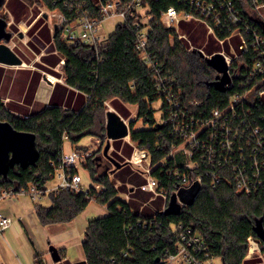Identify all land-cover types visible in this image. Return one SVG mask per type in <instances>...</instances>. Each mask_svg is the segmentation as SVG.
<instances>
[{
  "label": "trees",
  "instance_id": "16d2710c",
  "mask_svg": "<svg viewBox=\"0 0 264 264\" xmlns=\"http://www.w3.org/2000/svg\"><path fill=\"white\" fill-rule=\"evenodd\" d=\"M42 1L51 9L59 8L69 16L75 14V10L64 7L65 0ZM78 1L83 2L92 14H97L95 2L107 0ZM217 1L225 3L228 0ZM231 1L233 11L242 15L238 27L242 28L248 41L253 31L264 37L261 21L246 8V5L251 7L250 1ZM214 2L218 7L216 0ZM144 4L148 5V14L152 16L145 24L151 51L162 73L172 81V87L180 91L182 100L185 103L201 102L199 108L203 116H208L211 109L224 107L235 91L250 89L246 101L248 115L264 134V93L259 94V91H264V80L259 73H249L252 63L257 59L262 60V57H258L252 49L242 53L230 67L233 85L220 91L209 84L215 75L198 50L188 51L177 40L171 45L169 38L176 37V30L166 27L160 20L161 12L169 6L197 13L190 2L144 0ZM5 6L10 9L15 20L21 12L24 13L26 5L21 0H6ZM220 15L223 21L229 22L224 17L223 9H220ZM188 25L192 27L194 24L183 21L179 28L184 32L183 29ZM220 31L217 29L219 38L225 39L231 30ZM61 32L60 29L53 32V41L64 58L65 82L83 92L86 102L78 111L54 104L39 112L19 115L0 99V120L10 122L17 130L35 133L39 150V158L33 165L22 167L16 164L6 176L1 175L0 187L18 190L29 182L43 186L57 167L65 141L64 134L75 149L85 147L77 144L85 135L99 138L102 144L103 139L107 138L104 119L106 101L111 100V104L119 111L117 107L121 106L114 99L119 98L137 105L136 117L129 122L130 140L139 149L147 150L152 166L150 175L158 181V188L165 187L171 193L179 185L177 177L166 170L173 167L178 158L173 159L168 155L174 135L165 123V104L153 81V71L142 63L134 48V26L117 24L108 34L106 45L97 49L80 41L66 42L61 39ZM190 40L193 42L192 36ZM157 100L161 101L160 121L152 106ZM128 116L123 114L124 118ZM138 119L148 126L134 128ZM82 164L88 169L92 182L102 185L103 189L98 190L91 184L87 192H50L51 204H37L35 207L39 221L52 224L71 221L91 200L106 206L108 213L89 219L84 230L82 248L85 258L82 264H166L167 256L176 252L179 225H182V229L188 228L195 232L205 242L208 253L220 257L222 264H243L251 260L245 259L247 237L253 235L257 238L254 226L259 219L264 228V186L255 193L246 194L232 184L222 182L212 187L205 181L192 204L182 205L178 212L159 209L155 214H143L137 213L129 201L118 196L120 189L125 190L127 186L124 182L117 186L110 178L112 165L103 156L100 145ZM134 174H138L140 184L145 181L138 171ZM131 187L129 194L135 192V188L131 190ZM260 245L264 251L263 243ZM59 253L63 254L62 249H59Z\"/></svg>",
  "mask_w": 264,
  "mask_h": 264
},
{
  "label": "built area",
  "instance_id": "2783aa9c",
  "mask_svg": "<svg viewBox=\"0 0 264 264\" xmlns=\"http://www.w3.org/2000/svg\"><path fill=\"white\" fill-rule=\"evenodd\" d=\"M188 1L197 13L177 10L169 6L160 14L162 24L166 27H174L176 30V37L171 36L169 43L174 45V41L177 40L186 50L195 49L196 47L191 43L187 34L181 31L179 26L183 21L203 23L206 33L213 35L220 42L226 39L232 41L233 37H237V43L234 46L231 45L230 54L219 51L227 63L231 78V81L227 83L229 88L233 85L230 72L232 63L249 49L257 52L258 57H262L263 60L254 61L249 73L261 74L263 81L264 37L253 31L252 38L248 41L242 28L238 27L242 15L233 11L232 1L218 3L219 1L216 0L218 7L214 0ZM249 1L254 15L264 27V0ZM63 4L70 11L75 10V14L69 16L57 8L60 11L59 21L54 24L53 28L54 31L57 29L62 31L60 37L66 42L80 41L96 49L104 47L108 41V35L102 33V21L111 15L118 17L120 20L118 24L132 25L135 28L134 48L142 63L153 71V81L165 104V123L170 126V132L174 135V142L171 144L168 155L173 159L178 158L175 165L166 170L168 174L176 176L179 182L171 193L165 187L158 188V181L150 175L152 166L149 153L146 149H134L130 158L132 163L142 165V161L147 160V156L149 157L145 168H135L146 177L139 186L141 190L161 196L164 200V207H166L171 194H176L182 188L190 187L194 182H198L200 188L205 181H208L212 187L222 182L232 184L238 191L246 194L255 193L264 186V134L260 126L254 124L248 115L249 106L246 101L250 89L235 91L224 107H215L210 110L208 116H203L199 108L201 102L188 101L185 103L179 95L180 91L175 90L170 84L172 81L162 73L161 66L147 40L146 23H141L138 19L140 15L138 8L144 5L147 6L148 21L152 18L148 14V5L144 4V0L97 1L95 2L97 14H92L84 7V3L78 0H65ZM220 9L224 10V17L229 22L222 20ZM248 28L247 31L250 32L251 29ZM217 29L231 31L229 36L222 39L219 38ZM212 53L205 55L210 56ZM263 93L264 91H259L260 95ZM63 138L66 140L67 135L64 134ZM91 154L92 152L84 149H72L69 153H65L62 148L55 168L62 171L58 185L52 190H49L45 183L39 187L32 182L18 190L0 187V201L18 194H26L33 200H39L50 192L58 193L63 190L87 192L89 187L82 184L77 169ZM101 189L103 186L99 185L98 190ZM11 221L10 217L0 216V231L6 229ZM177 229H179L177 234L179 238L175 242L176 252L167 256L166 264H172L178 260L186 264H216L214 259L217 256L208 253L205 242L195 232L188 228L182 229V225H179ZM260 243L253 235L247 237L248 251L245 259L255 256L263 258ZM220 264H222L221 259Z\"/></svg>",
  "mask_w": 264,
  "mask_h": 264
},
{
  "label": "crops",
  "instance_id": "0c3cea01",
  "mask_svg": "<svg viewBox=\"0 0 264 264\" xmlns=\"http://www.w3.org/2000/svg\"><path fill=\"white\" fill-rule=\"evenodd\" d=\"M26 12H21L18 18L22 19L24 15H27ZM21 28L24 29V33L18 31V36L27 49L20 47L16 50L15 47H10L21 58L22 63L11 65L0 63V99L2 102L19 115L39 112L54 104L78 111L85 104L86 95L66 84L63 69L64 58L54 45L53 31H51L45 16L40 13L34 14L31 11L27 18L22 20ZM111 106L115 109L112 104ZM125 138L127 141H125L126 139L109 141L110 154L122 163L121 166L125 165L123 163L133 153V151L130 152L128 156L121 150L116 151L120 142L130 143L129 135ZM93 145L98 148V143L97 145L93 143ZM111 165L110 176L115 172L112 170L115 168H113L114 165L112 163ZM82 166L83 164L79 167ZM57 170L62 175L60 169H55L52 177L45 182V186L49 190H52L61 180L60 175L58 181L53 183V177ZM139 174L146 179L143 174ZM119 185L120 183L117 184V186ZM132 188L134 189L131 187V190ZM125 195L126 199L129 198L127 194ZM37 204L50 205L49 193L39 200H33L26 194H18L0 201V216H7L12 220L6 229L0 231V264H82L85 258L82 248L84 230L89 219L108 213L106 206L91 200L69 222L42 224L36 215ZM148 207L154 211L151 212L152 214L158 211L151 206ZM143 208L144 206L141 207V209ZM50 245L57 247L58 251L62 249L63 254H60L61 258L58 261L52 259L49 251Z\"/></svg>",
  "mask_w": 264,
  "mask_h": 264
},
{
  "label": "rangeland",
  "instance_id": "374dc122",
  "mask_svg": "<svg viewBox=\"0 0 264 264\" xmlns=\"http://www.w3.org/2000/svg\"><path fill=\"white\" fill-rule=\"evenodd\" d=\"M21 1L23 3H25V5H26L25 12L27 11L26 12L27 15H24V17H22V19H21V17H19V18L15 19V21H14L13 15L10 12V9L7 6H5V3L0 9V16L3 17L7 21V30L12 32V38L8 44L11 47H15L16 50H18L20 47H22V49H25V50L27 49V47H25V44L22 41V39L18 36V31H22L24 33V29H22V28L20 29L21 23H22L23 19L27 18L28 14L31 13V11L34 12V14L40 13L41 15H44L45 19H47V23L49 24L51 31H54V28H53L54 24L59 21V14H60V11L57 8H55V9L49 8L44 3V1H42V0H21ZM246 8L249 9L251 14H254V12L252 10V6L250 7L249 5H246ZM138 12L140 13L138 19H140L141 23H147L148 22L147 6L144 5L140 8H138ZM119 21L120 20L118 19V17L112 16V15L105 18L102 21V33H104L105 35H108L109 33H111ZM190 23H192L194 25H192V27L190 25H188L183 30L187 34L188 38L191 39V36L193 37L194 40L191 43L196 47L195 49L202 50V52H204L205 54L217 52V51H224V52L230 54L231 53V45L234 46L237 43V37H233L232 41H229L226 39L224 42H220L219 39H217L213 35L206 33V29H205V26L203 23H198V22H193V21H190ZM209 67L212 70L213 76L216 75L217 71L213 67H211V66H209ZM114 99L121 106V107H117L119 110L117 112H119V114L122 117H123V114L129 115V117H126V118L123 117L125 119V121L128 122L131 118L134 119L136 117L137 105L132 104V103H128V102H123L119 98H114ZM111 103H112L111 100L106 101L107 109L113 108L111 106ZM160 105H161L160 100H157V101L153 102V104H152L153 108L155 109V116L158 119L160 118V116L162 114V111L160 109ZM114 110H117V109H114ZM104 119L106 121V114H105ZM159 121H160V119H159ZM147 126H148V124H144L141 119H138L134 124V128H141V127H147ZM122 139H126L125 141H127V138H117V139L110 140V142H112L113 140H122ZM97 141H99V142H97ZM125 141H122V142H120V144H118L119 147L116 149V151L121 150V151H123L124 154L129 156L130 152L134 151V149L135 150H141L138 147L134 146V143L131 142V140H129L130 143L125 142ZM106 142H107V138L103 139V143L101 144L99 138L94 137L92 135H85L81 138V140L77 144L80 146H85L83 148L84 150H87L89 152H93L97 149V148H95L93 143L96 145L98 143V147L100 145V147L103 148V146L105 145ZM71 149H72V147H71L69 141H64V144H63L64 152L69 153L71 151ZM108 153L110 154V149H108ZM129 158H131V157H129ZM129 158L126 159L128 162L125 165L119 167L118 168L119 170L117 169L118 172L116 171V173L114 175L110 176V178H112L114 180L116 185L118 183L124 182L125 185L127 186V188L125 190L120 189V192H118V196L122 197V198L124 197V200L129 201V204L132 206V208L135 211H137V213L140 212L143 214H151V212H154L153 210L151 211L148 206H151L152 208H155L157 210L166 209L169 206L171 198L174 196L175 193L170 195L168 203H167L166 207H164L165 206L164 200L162 199L161 196L156 195L150 191H144V190L140 189V187H139L140 186V182H139L140 180L138 181L139 177H137L138 174H134V172L137 171L135 168H137V167L138 168L139 167L145 168L147 166V161L149 160V157L147 156V160L142 161V165H138V164L136 165V164L132 163V161ZM105 164H106V162H105ZM113 168H114V166H113ZM130 169H132V171ZM112 170L115 171L116 167ZM78 173L81 177L82 184L88 185V186L92 184L96 187V189L99 188V185L92 182V179L90 177V174H89V171L87 168H85L83 166L79 167ZM60 175H61V172L57 170V172L54 174V177H53V183L58 181ZM130 176H133V178L130 179ZM143 180H145V178H143ZM130 183H132V184H130ZM129 186L134 187L135 192L129 194ZM125 194L129 195V198L126 199ZM142 206H144V209H141ZM33 252H34V248H33ZM214 261L216 264H220V257H215ZM172 264H186V263L184 261L178 260V261L173 262ZM244 264H264V256H263V258H261L259 256L252 257L251 260L247 261Z\"/></svg>",
  "mask_w": 264,
  "mask_h": 264
},
{
  "label": "water",
  "instance_id": "95a60500",
  "mask_svg": "<svg viewBox=\"0 0 264 264\" xmlns=\"http://www.w3.org/2000/svg\"><path fill=\"white\" fill-rule=\"evenodd\" d=\"M6 0H0V9ZM12 32L7 30V21L0 16V63L11 65L21 64L22 60L17 53L9 46ZM206 63L213 67L217 74L215 79L209 82L216 89L225 91L227 83L231 81L228 73L227 63L222 53L219 51L212 53L210 56L205 55L201 50H198ZM221 72V74H219ZM129 122L114 109L106 110V136L107 142L102 148V153L116 168H119L122 163L114 159L108 153L110 147L109 141L117 138H125L129 135ZM39 158V150L36 145V135L33 132L17 130L10 122L0 120V176H6L8 170L18 164L22 167L33 165ZM126 160L123 164H126ZM200 190L199 183L194 182L190 187L180 189L171 198L166 211L178 212L182 205L192 204L194 198ZM254 231L257 240L263 243L264 246V228L261 219L254 226ZM49 251L52 259L58 261L61 255L58 248L54 245L49 246ZM264 254V251H263Z\"/></svg>",
  "mask_w": 264,
  "mask_h": 264
}]
</instances>
